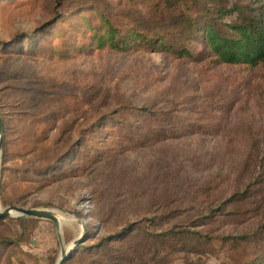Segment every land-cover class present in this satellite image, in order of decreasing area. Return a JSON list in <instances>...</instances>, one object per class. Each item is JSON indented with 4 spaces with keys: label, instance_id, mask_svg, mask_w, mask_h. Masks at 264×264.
Instances as JSON below:
<instances>
[{
    "label": "rangeland",
    "instance_id": "374dc122",
    "mask_svg": "<svg viewBox=\"0 0 264 264\" xmlns=\"http://www.w3.org/2000/svg\"><path fill=\"white\" fill-rule=\"evenodd\" d=\"M130 2L0 0V207L82 221L64 264L137 247L142 264H264V68L90 49L98 10L122 29L146 10ZM80 229L62 227L64 246ZM59 253L50 221L0 218V264Z\"/></svg>",
    "mask_w": 264,
    "mask_h": 264
},
{
    "label": "trees",
    "instance_id": "16d2710c",
    "mask_svg": "<svg viewBox=\"0 0 264 264\" xmlns=\"http://www.w3.org/2000/svg\"><path fill=\"white\" fill-rule=\"evenodd\" d=\"M130 1L131 5L142 2L146 7L140 19H135L134 26L118 28L113 19L99 10L96 11L97 25H88L90 49L127 52L142 47L152 52L170 53L177 58H212L217 64L243 66L247 69L264 68V0H239L232 5H227L226 0ZM194 41L202 45L195 56L188 49ZM71 49L79 50L76 46ZM147 131L150 136L160 133L155 128ZM132 229L121 232L118 240L127 238ZM171 233L172 237H176L177 234ZM180 236L195 240L201 237L198 233L190 232H182ZM162 237L161 234L154 235L160 245H166L167 241ZM224 240L230 243L233 238L227 237ZM103 243L97 248L104 246ZM79 245L66 261L75 258ZM86 253L84 256L88 255ZM102 256L99 261L93 260L88 264H124L125 261L130 264H142L148 257L139 247L131 254L107 251ZM154 260L161 264L160 259ZM236 264L255 263L253 260H242Z\"/></svg>",
    "mask_w": 264,
    "mask_h": 264
},
{
    "label": "water",
    "instance_id": "95a60500",
    "mask_svg": "<svg viewBox=\"0 0 264 264\" xmlns=\"http://www.w3.org/2000/svg\"><path fill=\"white\" fill-rule=\"evenodd\" d=\"M2 135H3V124L2 118L0 113V150L2 146ZM33 218V219H41L50 221L56 230V235L58 238L59 246H60V253L57 259L56 264H64L66 259L69 257L70 253L75 249L76 246L82 243L83 241V228H82V221L75 220V223L80 226V235L75 238L68 246H64L62 240V223L57 218L55 212L50 210H43V209H25L21 207L10 206L6 208L0 207V218Z\"/></svg>",
    "mask_w": 264,
    "mask_h": 264
},
{
    "label": "bare ground",
    "instance_id": "6f19581e",
    "mask_svg": "<svg viewBox=\"0 0 264 264\" xmlns=\"http://www.w3.org/2000/svg\"><path fill=\"white\" fill-rule=\"evenodd\" d=\"M56 215L60 223H62V227L75 222L73 216H69L65 214H57V213Z\"/></svg>",
    "mask_w": 264,
    "mask_h": 264
}]
</instances>
